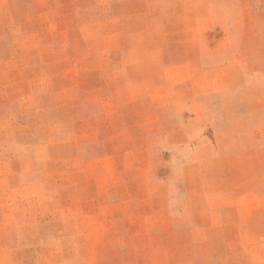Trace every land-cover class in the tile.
I'll return each instance as SVG.
<instances>
[{
	"label": "rangeland",
	"instance_id": "obj_1",
	"mask_svg": "<svg viewBox=\"0 0 264 264\" xmlns=\"http://www.w3.org/2000/svg\"><path fill=\"white\" fill-rule=\"evenodd\" d=\"M239 108L264 0H0V264H264Z\"/></svg>",
	"mask_w": 264,
	"mask_h": 264
},
{
	"label": "crops",
	"instance_id": "obj_2",
	"mask_svg": "<svg viewBox=\"0 0 264 264\" xmlns=\"http://www.w3.org/2000/svg\"><path fill=\"white\" fill-rule=\"evenodd\" d=\"M257 118L254 116L255 114H251L250 111L245 110L244 108H239L231 113L229 116H225V121H227V126H237L239 125V129L237 132L230 133L228 137L235 138L239 141V147L236 150L230 149L225 155L227 158H237L244 156L245 152H253L257 150H262L264 148V143L257 142L260 146H253V137L252 133L249 131V126L252 123V119L255 121L261 120L263 118V114L257 112ZM227 137V138H228ZM262 141V140H261ZM264 141V140H263ZM264 150V149H263Z\"/></svg>",
	"mask_w": 264,
	"mask_h": 264
}]
</instances>
